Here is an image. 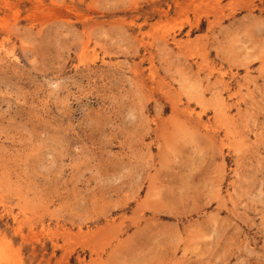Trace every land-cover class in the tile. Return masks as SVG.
<instances>
[{"label": "rangeland", "instance_id": "rangeland-1", "mask_svg": "<svg viewBox=\"0 0 264 264\" xmlns=\"http://www.w3.org/2000/svg\"><path fill=\"white\" fill-rule=\"evenodd\" d=\"M0 264H264V0H0Z\"/></svg>", "mask_w": 264, "mask_h": 264}]
</instances>
